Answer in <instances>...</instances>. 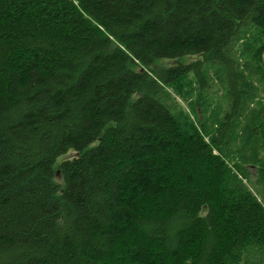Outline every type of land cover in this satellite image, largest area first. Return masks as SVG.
Instances as JSON below:
<instances>
[{
  "label": "trees",
  "instance_id": "obj_1",
  "mask_svg": "<svg viewBox=\"0 0 264 264\" xmlns=\"http://www.w3.org/2000/svg\"><path fill=\"white\" fill-rule=\"evenodd\" d=\"M0 264H264V0H0Z\"/></svg>",
  "mask_w": 264,
  "mask_h": 264
},
{
  "label": "rangeland",
  "instance_id": "obj_2",
  "mask_svg": "<svg viewBox=\"0 0 264 264\" xmlns=\"http://www.w3.org/2000/svg\"><path fill=\"white\" fill-rule=\"evenodd\" d=\"M250 44L255 45V44H257V43H250ZM196 59H200V57H199V56H187V57L182 58V59L180 60V62H181V63H187V62H192V61H194V60H196ZM161 64H163V65H165V66H170V65L172 64V61H169V60H162V61H161ZM212 88H213V92L216 94V95H215V99H214L213 101H215L214 103H216V105H217V104H219L220 102L223 101V100H222V90H221L222 88H221V87L219 88V85L217 84V82H216L215 84H213ZM210 93H211L210 96H213V93H212V92H210ZM213 97H214V96H213ZM176 99H177L178 102H180V103H181V104L187 109V104H186V102H183V101H182L179 97H177V96H176ZM223 102H224V101H223ZM70 155H73V153H72V152H69V153H67L66 155L61 156V157L58 159V162L61 161V160H63L64 158L70 156ZM252 170L254 171L255 168L252 167ZM251 179H253V176H251ZM247 185H248L252 190H254V184H253V181H249V182L247 183Z\"/></svg>",
  "mask_w": 264,
  "mask_h": 264
},
{
  "label": "water",
  "instance_id": "obj_3",
  "mask_svg": "<svg viewBox=\"0 0 264 264\" xmlns=\"http://www.w3.org/2000/svg\"><path fill=\"white\" fill-rule=\"evenodd\" d=\"M59 173V172H58Z\"/></svg>",
  "mask_w": 264,
  "mask_h": 264
}]
</instances>
